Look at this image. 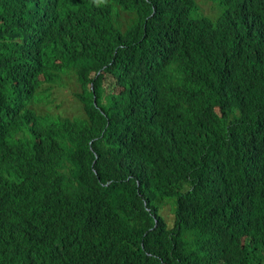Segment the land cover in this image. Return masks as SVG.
Instances as JSON below:
<instances>
[{"label": "trees", "instance_id": "trees-1", "mask_svg": "<svg viewBox=\"0 0 264 264\" xmlns=\"http://www.w3.org/2000/svg\"><path fill=\"white\" fill-rule=\"evenodd\" d=\"M212 2L0 0V264H264V0Z\"/></svg>", "mask_w": 264, "mask_h": 264}, {"label": "rangeland", "instance_id": "rangeland-1", "mask_svg": "<svg viewBox=\"0 0 264 264\" xmlns=\"http://www.w3.org/2000/svg\"><path fill=\"white\" fill-rule=\"evenodd\" d=\"M201 8L204 13H214L216 10L213 9V2L210 0H198ZM75 90V85L70 84L68 88L64 90V93L59 95L57 102L60 103V110L67 114H73L78 108L77 97L74 95L73 91ZM56 106H54L55 108ZM169 213L168 210H164Z\"/></svg>", "mask_w": 264, "mask_h": 264}, {"label": "clouds", "instance_id": "clouds-1", "mask_svg": "<svg viewBox=\"0 0 264 264\" xmlns=\"http://www.w3.org/2000/svg\"><path fill=\"white\" fill-rule=\"evenodd\" d=\"M198 1V0H197ZM210 1H212V0H210ZM199 2V1H198ZM200 6V5H199ZM201 7V6H200ZM218 11H219V7H218Z\"/></svg>", "mask_w": 264, "mask_h": 264}]
</instances>
